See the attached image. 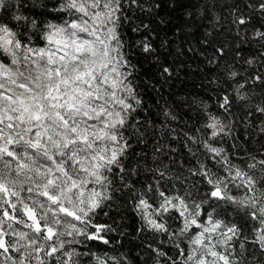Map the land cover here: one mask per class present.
I'll return each mask as SVG.
<instances>
[{
    "label": "snow or ice",
    "instance_id": "1",
    "mask_svg": "<svg viewBox=\"0 0 264 264\" xmlns=\"http://www.w3.org/2000/svg\"><path fill=\"white\" fill-rule=\"evenodd\" d=\"M171 2L0 0V264H132L89 247L112 245L97 217L119 192L141 264H264V0L206 8L207 95L177 99L156 84L183 64L137 15ZM141 29L147 79L125 39Z\"/></svg>",
    "mask_w": 264,
    "mask_h": 264
},
{
    "label": "trees",
    "instance_id": "2",
    "mask_svg": "<svg viewBox=\"0 0 264 264\" xmlns=\"http://www.w3.org/2000/svg\"><path fill=\"white\" fill-rule=\"evenodd\" d=\"M230 0H173L171 3H166L159 10V15H147L145 13H137L145 23L150 22V27L158 32V37L154 42L158 43L159 39L169 41V49L164 50L165 55L168 51L172 55L167 56L164 61L174 67L183 64L179 67L178 75L167 85L157 83L156 87L161 90L165 98L177 99L180 97H192L197 94L207 95L203 84V76L206 71L204 57L201 54L203 49V35L207 19L205 10L207 8L208 15H223L224 5ZM135 19V17H134ZM163 20V23L160 21ZM139 24V20L135 21ZM146 34L144 29L139 33L125 32V39L131 47L129 53L132 62L137 64L139 69L138 75L141 78L147 79L145 73L151 75L157 72V67L153 62L145 61L138 54V48L135 47V41H138ZM218 42H225V52L230 59L234 54V46L231 45V34L227 31H222L216 36ZM247 51L242 55L251 56L254 51H257V46L244 45ZM188 49H192L189 51ZM139 83V81H137ZM140 91L144 94L145 100L149 103H154L158 99L157 93L148 88L145 92L144 85H140ZM141 179H143L141 177ZM107 216L100 215L97 217L99 223L112 225L116 231L109 233V237L113 238L111 246H105L102 243L95 242L89 244L93 252L103 254L107 251L109 254H126L132 261V264H141L138 258V253L141 251L140 245L145 242L147 237L142 238L137 232L138 220L135 213L131 211V203L128 196L119 192L116 193V199L113 206L108 209Z\"/></svg>",
    "mask_w": 264,
    "mask_h": 264
}]
</instances>
